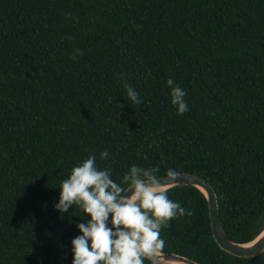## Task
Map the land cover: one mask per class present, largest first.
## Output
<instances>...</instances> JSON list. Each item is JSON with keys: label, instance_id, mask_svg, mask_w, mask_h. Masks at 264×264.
<instances>
[{"label": "trees", "instance_id": "trees-1", "mask_svg": "<svg viewBox=\"0 0 264 264\" xmlns=\"http://www.w3.org/2000/svg\"><path fill=\"white\" fill-rule=\"evenodd\" d=\"M76 49L85 55L73 62ZM170 78L189 93L182 117ZM125 84L142 105L127 102ZM92 154L117 182L134 165L203 178L228 238L256 240L264 232V0H0V264H74L83 214L62 216L56 205L64 180ZM168 194L195 215L164 230L165 253L264 264V253L242 259L221 249L203 191Z\"/></svg>", "mask_w": 264, "mask_h": 264}, {"label": "clouds", "instance_id": "clouds-1", "mask_svg": "<svg viewBox=\"0 0 264 264\" xmlns=\"http://www.w3.org/2000/svg\"><path fill=\"white\" fill-rule=\"evenodd\" d=\"M84 55L83 50L76 49L71 59L78 62ZM124 87L127 102L137 106L144 103L135 87ZM167 87L172 90L176 115L188 114L189 93L171 78ZM109 157L105 151L100 160L108 161ZM166 175L167 180L160 167L134 165L117 182L111 167L101 170L96 154L78 164L59 188L56 205L62 216H74L77 210L83 214L84 222L78 225L82 235L72 242L74 264H161L167 246L162 238L164 230L170 229L174 220L195 215L168 194L180 181L181 173L169 168Z\"/></svg>", "mask_w": 264, "mask_h": 264}, {"label": "water", "instance_id": "water-1", "mask_svg": "<svg viewBox=\"0 0 264 264\" xmlns=\"http://www.w3.org/2000/svg\"><path fill=\"white\" fill-rule=\"evenodd\" d=\"M164 179L167 180V177ZM184 186L196 187L207 196L214 237L222 250L242 259H251L264 253V232L256 240L248 244L235 243L228 238L221 219L218 195L208 181L193 174L181 173L180 181L170 189ZM173 263L199 264L183 256L168 253L161 260V264Z\"/></svg>", "mask_w": 264, "mask_h": 264}, {"label": "bare ground", "instance_id": "bare-ground-1", "mask_svg": "<svg viewBox=\"0 0 264 264\" xmlns=\"http://www.w3.org/2000/svg\"><path fill=\"white\" fill-rule=\"evenodd\" d=\"M173 264H177V263H173Z\"/></svg>", "mask_w": 264, "mask_h": 264}]
</instances>
